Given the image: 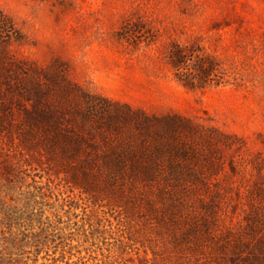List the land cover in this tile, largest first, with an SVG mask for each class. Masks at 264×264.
Masks as SVG:
<instances>
[{"label": "rangeland", "instance_id": "374dc122", "mask_svg": "<svg viewBox=\"0 0 264 264\" xmlns=\"http://www.w3.org/2000/svg\"><path fill=\"white\" fill-rule=\"evenodd\" d=\"M0 13V121L31 107L15 91L10 104L6 78L37 71L198 127L185 142L198 182L174 193L190 206L160 212L76 187L0 122V264H264V0H0Z\"/></svg>", "mask_w": 264, "mask_h": 264}, {"label": "trees", "instance_id": "16d2710c", "mask_svg": "<svg viewBox=\"0 0 264 264\" xmlns=\"http://www.w3.org/2000/svg\"><path fill=\"white\" fill-rule=\"evenodd\" d=\"M1 18L6 17L0 13ZM176 60L181 62L178 67L185 63L181 54ZM201 69L203 74L210 70L205 65ZM27 76H8L6 82L10 104L18 94L31 107H24L17 122L13 109L0 122H7L8 131L32 158L45 161L86 192L103 188L143 196L152 210L160 212L178 208L176 204L190 206L174 193L184 195L190 184L198 182V175L189 170L190 152L185 146L188 136L196 140L198 127L180 117H146L105 97L81 92L59 75L45 79L34 71ZM211 138L204 137L210 143ZM152 195L162 207H156Z\"/></svg>", "mask_w": 264, "mask_h": 264}]
</instances>
